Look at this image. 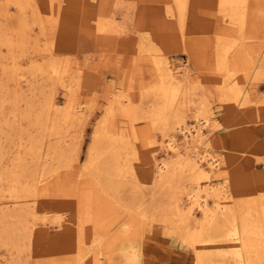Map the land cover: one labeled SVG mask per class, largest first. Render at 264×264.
Masks as SVG:
<instances>
[{"label":"rangeland","instance_id":"374dc122","mask_svg":"<svg viewBox=\"0 0 264 264\" xmlns=\"http://www.w3.org/2000/svg\"><path fill=\"white\" fill-rule=\"evenodd\" d=\"M228 1L0 0L1 170L14 168L17 179L22 158V181L37 179V193L19 198L3 179L0 209L34 208L39 218L31 238L19 237L20 252L0 241V264H240L239 254L243 264H264V0ZM167 66L209 102L210 147L201 149L220 159L210 176L225 195L218 222L231 215L239 230L223 240L206 230L197 251L176 219L143 218L122 204L135 188L148 203L160 198L152 196L153 164L171 153L147 112L158 68ZM100 128L136 153L139 178L128 177L118 194L84 170ZM182 187L191 191L190 181Z\"/></svg>","mask_w":264,"mask_h":264},{"label":"bare ground","instance_id":"6f19581e","mask_svg":"<svg viewBox=\"0 0 264 264\" xmlns=\"http://www.w3.org/2000/svg\"><path fill=\"white\" fill-rule=\"evenodd\" d=\"M228 2H230V0ZM33 64L34 63H32V65ZM158 70L159 81L153 94L156 96H154L156 100L151 105L150 110L147 112V117L152 121L153 127L161 132L165 146L167 147L168 151H170L169 153H171L169 159H167L166 161L159 162L156 161V159L154 160L153 164L152 184L155 193L152 196L154 198V196L157 194V196H160V198L158 201L152 200L148 203L144 195H142L144 194L142 193L143 191L140 192L138 188H135L133 191L131 190V194L128 197V200H126V202H122V204H124V207L127 210L134 211L143 218L147 217L154 220V218L157 219V217L159 216L160 219L166 222H172L173 220L175 222L176 219L177 228L181 230V235L183 236L184 240L191 244L196 250L198 247L197 244H200V246H202L201 242H203V233L206 230H213L221 240L227 238V235L233 234L237 236L239 230L236 225L235 218L231 215H228V217H226L222 223L218 222V214L221 206V201L225 195L223 196V193L219 189H214L210 182V176L212 175V173H215L217 170H219L220 159L215 154H212L210 151H208L210 148L203 150L201 149V146H209L208 143H210L207 142V139H205V129H209V132H211L212 130L210 129V120L212 117L209 102L205 101L204 97H198L196 100L194 98L196 92L195 87L187 84L185 80H178L177 71L173 67H159ZM26 82L29 81L27 80ZM66 88L68 90L70 86L67 85ZM230 93L232 94L230 95V97L237 98L238 90L236 87H231ZM190 103L191 105L193 103L195 105V108L192 107V109H194L195 123H190L189 121H187V113L185 112L184 108L187 104ZM53 105L56 106L58 104L57 102H54ZM239 105L242 106L241 103ZM187 107L190 108L189 105H187ZM77 112L79 111L77 110ZM176 130H179L181 132L183 130L182 134L184 136L182 138H177L175 134L170 133L171 131L174 132ZM96 134L97 135L94 137L93 143L89 149V153L87 156L88 159L86 161L84 170H89V172L93 174L98 184L102 187L101 189L107 192L118 194V190L122 186L124 187V183L126 185V183L128 182L126 180L128 177H131L132 180L139 178L137 170L135 169V166L132 162V157H136V153L135 151H133L130 154V148L126 146L127 143L123 141V138L112 137L111 134L107 133L104 128L98 129V133ZM155 143L157 144V141L153 142V144ZM54 148V146L48 147L49 154L52 151L54 152ZM49 154L46 155L49 156ZM1 156L3 155H0V157ZM50 159L52 160L53 157ZM11 160L13 163L14 158ZM18 160V166L17 164H15L16 167L19 168V176L17 175V179H14V176L16 175L14 168V170H1V167H3L2 163L4 164V162H1L2 160H0V183L3 179H9L8 182L12 184H10L8 192L11 193L10 196L12 197L16 196L19 198L20 196H24L25 194L34 195L35 193H37L35 188V182L37 179L35 178L36 180L34 179L33 181L31 179V181L33 182L32 184L24 183L20 177L25 170L24 167L27 168V164L26 161L22 158H19ZM50 165H52L51 162ZM50 165L49 161L47 160V163H45L43 167L42 177L44 176L45 178V175L50 172ZM46 167H48V169ZM27 170H29V167L27 168ZM25 173H23L24 176ZM54 173L59 172L55 171ZM23 179L25 180L27 179V177L25 176V178ZM186 180L190 181L191 184V191L189 192L185 189V187H182L183 182ZM47 181L45 180L44 182L46 183ZM185 194L187 196V199L186 201H183V195ZM209 197L214 198V207H211L209 205ZM161 198L163 199V201H160ZM156 202L157 204H154ZM5 208L6 209H0V230L2 232L0 241H4V244L5 241L8 242L12 246L11 248L16 249L18 252H20L21 249L18 241L19 237L23 239L31 238V236L33 235L32 226L36 225V223H33V225L31 226V220L35 222L39 218L34 212V208L31 211L29 209H25L24 206ZM198 213H200L199 216H197ZM44 217L43 221L50 220L52 223L55 222L50 218ZM240 256V254L237 256L238 260L240 264H243V260L240 258Z\"/></svg>","mask_w":264,"mask_h":264}]
</instances>
